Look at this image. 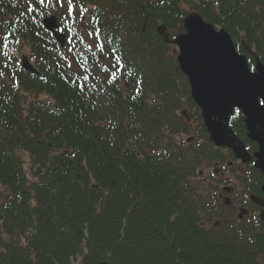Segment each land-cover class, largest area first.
<instances>
[{
  "label": "trees",
  "instance_id": "16d2710c",
  "mask_svg": "<svg viewBox=\"0 0 264 264\" xmlns=\"http://www.w3.org/2000/svg\"><path fill=\"white\" fill-rule=\"evenodd\" d=\"M212 1L217 11L208 0H72L67 22L56 0H0V45H15L0 52V264H257L203 225L184 188L225 154L200 143L199 110L156 32H182L196 10L235 37L228 0ZM52 12L71 31L65 48L39 20ZM90 26L105 33L101 46L79 35ZM252 40L264 61V42ZM23 45L39 76L20 67ZM116 49L124 70L109 80L100 59ZM182 98L196 127L176 112Z\"/></svg>",
  "mask_w": 264,
  "mask_h": 264
},
{
  "label": "water",
  "instance_id": "95a60500",
  "mask_svg": "<svg viewBox=\"0 0 264 264\" xmlns=\"http://www.w3.org/2000/svg\"><path fill=\"white\" fill-rule=\"evenodd\" d=\"M184 28L185 32L171 42L179 49L177 62L191 85L192 98L202 110L210 139L217 145L230 146L244 162L251 159L226 125L233 106L239 107L245 115L248 136L259 144V151L254 153L255 166L264 173V65L257 62L255 72L250 73L230 36L223 29L215 31L195 13L184 19ZM158 31L169 41L162 26ZM24 65L33 70L26 62ZM262 189L264 192V184Z\"/></svg>",
  "mask_w": 264,
  "mask_h": 264
},
{
  "label": "flooded vegetation",
  "instance_id": "af4514ba",
  "mask_svg": "<svg viewBox=\"0 0 264 264\" xmlns=\"http://www.w3.org/2000/svg\"><path fill=\"white\" fill-rule=\"evenodd\" d=\"M227 14L233 27L232 33L235 36L233 39H236L235 43L237 46H242L241 51L238 50V52L248 57L253 56L256 58L255 50L250 48L247 44L248 42L254 43L252 40L253 36H255V38L258 37L259 40L261 38V41L264 38V0H229ZM228 33L230 34V32ZM240 138L249 155H253V153L256 152L257 147L249 142L246 131L245 136ZM225 156L226 160L230 162L228 167H234V171H237V173L242 175L244 181L248 180V174H246L245 171L248 170L249 166L254 168L252 162L242 163L236 160V158L231 155L229 149L226 150ZM214 172L215 174H218V177L222 178L226 176L225 173H227V169L220 171L219 168H215ZM259 177L261 178L260 174ZM250 178L251 179L248 180V183L252 184V180H254L255 177L250 176ZM223 190L230 192L227 188H223ZM217 198L222 205H213L212 208L217 210L218 214L222 216L221 219L223 223H227L228 220H233L232 218L235 215L231 216V211L236 209L238 212L236 215L238 219L243 218L249 221V227L252 226L251 231H256L260 234V243L257 244L259 247L256 253H254V257L258 264L260 262V264H264V196L260 195V190L254 194H249L247 200L242 198L233 199L232 197H225V194H218ZM244 204H246V208ZM241 209H244L242 210L243 212H241ZM251 217L252 220H250Z\"/></svg>",
  "mask_w": 264,
  "mask_h": 264
},
{
  "label": "rangeland",
  "instance_id": "374dc122",
  "mask_svg": "<svg viewBox=\"0 0 264 264\" xmlns=\"http://www.w3.org/2000/svg\"><path fill=\"white\" fill-rule=\"evenodd\" d=\"M88 9H89V11L91 10V7H88ZM59 11H61L60 9L58 10L57 9V12L56 13H58ZM0 18H1V15H0ZM48 21H47V23H45V26H44V28H46V24H49V25H53V26H56V24H57V17H56V15H54V14H50V16L48 17V18H46ZM167 29H168V31H170V29L167 27ZM171 33H179L180 31H170ZM63 34V33H62ZM65 38H66V36H64V34H63V36L62 37H60V39L62 40V41H64L65 40ZM172 48L173 47H171L170 49H171V51H172ZM18 55L20 56V59H21V57L23 56V57H29V60L31 61V55H30V53H29V51H28V49H26L25 47H21V48H19V51H18ZM106 58H107V56H105ZM106 58H104V60H103V63H105V65L109 68V70H115V63L113 62V61H109V62H107L105 59ZM28 59V58H27ZM116 73L117 74H119L117 71H116ZM140 89V88H139ZM181 110H186V112H187V114H188V116H191L192 114H193V112H194V110L193 109H190L189 107H188V104L186 103V101H185V99L184 98H182V104H181V108L180 109H178V112L179 111H181ZM196 123L195 122H193V126L195 125ZM191 133H193V132H191ZM204 137V136H203ZM202 137V138H203ZM186 137L185 136H183L182 137V139H185ZM175 140L176 141H178V140H181V139H178L176 136H175ZM202 142V144L205 142L204 140H202L201 141ZM208 167V162L207 161H203L202 162V166L200 167L202 170H203V174L200 176V177H198V178H196V179H194L193 181H192V187H196L197 186V192L201 195V197H199L198 198V200L196 201V203H197V206H198V211H199V214H201V216H202V219L204 220L205 219V221L207 222V228L208 227H210L211 226V224H209V222L207 221V214L205 213V210H204V198L206 199L207 197H208V193H209V191H210V189H211V184H210V182H208L206 179H211L212 181H214L213 180V178L211 177V172H212V169H213V167L212 168H208L207 170H206V168ZM253 175H254V177H255V181H256V183H260V181H259V179H260V177H259V174L255 171V172H253ZM231 187H232V185H230ZM233 188L234 189H236V185L235 184H233ZM237 194H236V196L237 197H242L243 199L245 198V195L246 196H248L247 195V193H245V192H243V189L242 190H240V191H237L236 192ZM245 208H246V206H245ZM251 215V214H250ZM249 215V216H250ZM246 216V215H245ZM249 220V219H248ZM250 220H252V217L250 218ZM218 230L220 229V224H218Z\"/></svg>",
  "mask_w": 264,
  "mask_h": 264
},
{
  "label": "snow or ice",
  "instance_id": "6c2138e0",
  "mask_svg": "<svg viewBox=\"0 0 264 264\" xmlns=\"http://www.w3.org/2000/svg\"><path fill=\"white\" fill-rule=\"evenodd\" d=\"M40 3H44V0H40ZM29 11H31V7H29ZM86 11V10H84ZM84 11H81L80 15L84 14ZM73 12V6H72V0H68V15L71 16ZM97 32L99 31L98 29L96 30ZM91 35V33H89ZM6 39V37H5ZM115 76V73H113V77Z\"/></svg>",
  "mask_w": 264,
  "mask_h": 264
}]
</instances>
